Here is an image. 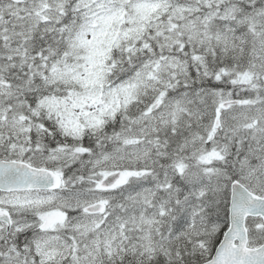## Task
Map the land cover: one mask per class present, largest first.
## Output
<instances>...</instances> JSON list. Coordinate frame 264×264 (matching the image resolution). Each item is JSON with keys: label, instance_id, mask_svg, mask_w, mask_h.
Returning a JSON list of instances; mask_svg holds the SVG:
<instances>
[{"label": "snow or ice", "instance_id": "obj_1", "mask_svg": "<svg viewBox=\"0 0 264 264\" xmlns=\"http://www.w3.org/2000/svg\"><path fill=\"white\" fill-rule=\"evenodd\" d=\"M0 264H264V0H0Z\"/></svg>", "mask_w": 264, "mask_h": 264}]
</instances>
